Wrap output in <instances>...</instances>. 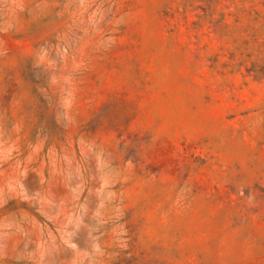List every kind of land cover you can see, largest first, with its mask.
Instances as JSON below:
<instances>
[{
    "label": "rangeland",
    "instance_id": "rangeland-1",
    "mask_svg": "<svg viewBox=\"0 0 264 264\" xmlns=\"http://www.w3.org/2000/svg\"><path fill=\"white\" fill-rule=\"evenodd\" d=\"M0 264H264V0H0Z\"/></svg>",
    "mask_w": 264,
    "mask_h": 264
}]
</instances>
